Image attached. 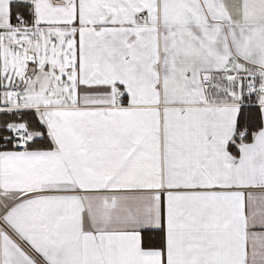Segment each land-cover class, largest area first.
Returning <instances> with one entry per match:
<instances>
[{"label":"snow or ice","instance_id":"6c2138e0","mask_svg":"<svg viewBox=\"0 0 264 264\" xmlns=\"http://www.w3.org/2000/svg\"><path fill=\"white\" fill-rule=\"evenodd\" d=\"M0 264H264V0H0Z\"/></svg>","mask_w":264,"mask_h":264}]
</instances>
